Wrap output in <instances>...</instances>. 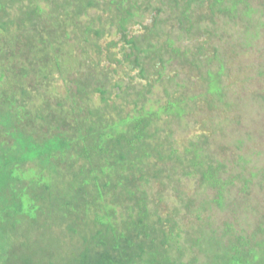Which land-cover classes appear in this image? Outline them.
<instances>
[{
    "label": "trees",
    "instance_id": "16d2710c",
    "mask_svg": "<svg viewBox=\"0 0 264 264\" xmlns=\"http://www.w3.org/2000/svg\"><path fill=\"white\" fill-rule=\"evenodd\" d=\"M247 98L264 0H0V264H264Z\"/></svg>",
    "mask_w": 264,
    "mask_h": 264
},
{
    "label": "rangeland",
    "instance_id": "374dc122",
    "mask_svg": "<svg viewBox=\"0 0 264 264\" xmlns=\"http://www.w3.org/2000/svg\"><path fill=\"white\" fill-rule=\"evenodd\" d=\"M243 103L250 108H258V113L260 116V120L262 121V118L264 119V102H262V100H255L253 98H247L243 101ZM263 121L261 124L257 125V129H258V133L264 132V126L261 127L263 125ZM262 128V129H261Z\"/></svg>",
    "mask_w": 264,
    "mask_h": 264
}]
</instances>
